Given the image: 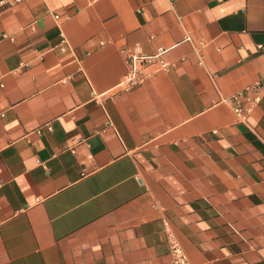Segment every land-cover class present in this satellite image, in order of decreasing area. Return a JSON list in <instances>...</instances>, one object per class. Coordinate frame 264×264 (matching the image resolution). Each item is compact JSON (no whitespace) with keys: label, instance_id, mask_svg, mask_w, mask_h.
I'll list each match as a JSON object with an SVG mask.
<instances>
[{"label":"crops","instance_id":"1","mask_svg":"<svg viewBox=\"0 0 264 264\" xmlns=\"http://www.w3.org/2000/svg\"><path fill=\"white\" fill-rule=\"evenodd\" d=\"M1 1L0 264H264V0Z\"/></svg>","mask_w":264,"mask_h":264},{"label":"built area","instance_id":"2","mask_svg":"<svg viewBox=\"0 0 264 264\" xmlns=\"http://www.w3.org/2000/svg\"><path fill=\"white\" fill-rule=\"evenodd\" d=\"M14 1L17 2L19 0ZM0 3L2 4L3 1ZM55 17L57 18L58 16L55 15ZM63 43L64 41L60 44L61 50H63ZM164 52L165 50L163 48H158L152 55H145L137 51L128 52L125 57L127 69L117 88L122 91H129L141 85L153 74L150 70L151 67L155 68L156 71L168 70L170 64L163 59ZM263 94L264 78L235 92L229 97L228 102L231 104L233 112L238 118L242 122H246L247 118L258 106ZM165 229L170 244L172 264H192L183 248L177 242L174 234L167 226Z\"/></svg>","mask_w":264,"mask_h":264}]
</instances>
